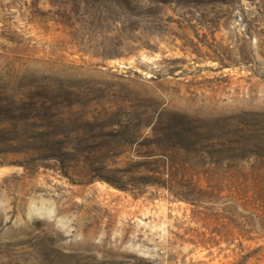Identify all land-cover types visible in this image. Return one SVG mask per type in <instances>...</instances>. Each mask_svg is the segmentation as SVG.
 Wrapping results in <instances>:
<instances>
[{
    "label": "rangeland",
    "instance_id": "374dc122",
    "mask_svg": "<svg viewBox=\"0 0 264 264\" xmlns=\"http://www.w3.org/2000/svg\"><path fill=\"white\" fill-rule=\"evenodd\" d=\"M0 264H264V0H0Z\"/></svg>",
    "mask_w": 264,
    "mask_h": 264
}]
</instances>
